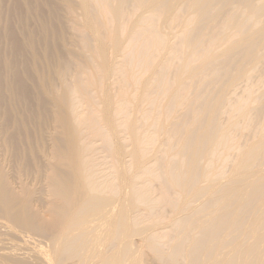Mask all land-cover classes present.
<instances>
[{"label": "bare ground", "instance_id": "bare-ground-1", "mask_svg": "<svg viewBox=\"0 0 264 264\" xmlns=\"http://www.w3.org/2000/svg\"><path fill=\"white\" fill-rule=\"evenodd\" d=\"M24 1L28 2L17 0L16 5ZM37 1L29 0L32 8L27 5L30 11L24 17L17 11L21 18L17 27L25 38L11 20L5 27L0 25V43L11 41L9 56L0 53V128L14 121L9 142L17 148L34 145L31 125H26L30 119L18 111L23 104L35 110L34 121L41 132L50 124L56 154L49 156L58 163L49 167L55 172L54 177L49 175V192L55 190L53 198L56 194L62 202L55 204L62 213L56 211L61 227L54 233L45 230L37 219L39 212L32 209L37 191L29 185L23 197L15 194L0 163L2 225L5 220L20 233H48L49 246L32 244L41 261L37 264L69 260L77 264L75 259L78 264H148L138 253L134 236L144 239L156 255L154 260L163 264H264V0H80V16L73 15L69 0L57 7L41 0L47 15H39L41 19ZM5 3L3 7L0 3L1 14ZM58 8L68 10L71 25L65 23L70 30L84 29L89 37L82 41L71 37L72 31L56 14ZM138 12L136 22L128 26ZM185 14H189L184 22L187 29L170 44L162 28L172 26L176 15ZM31 19L35 31L28 27ZM128 28L132 34L127 37ZM16 31L24 40H18ZM73 45L83 51L90 48V54L75 52ZM164 48L169 52L166 64L145 66ZM25 51L33 65L23 67L20 60ZM115 53L121 54L122 62L110 59ZM16 54L21 68L17 58H10ZM72 62L77 63L75 68ZM252 64L260 75L251 74ZM143 68L152 72L141 83L147 73ZM80 74L85 79H77ZM69 75L71 84L66 83ZM242 82V94L232 97ZM79 104L87 108L80 111ZM135 114L140 116L133 119ZM87 120L116 162L110 174L97 173L90 160L93 151L87 140L92 132L87 131ZM123 139L131 148L123 145ZM12 145L10 151L15 150ZM22 153L14 154L15 159ZM165 209L170 215H165ZM151 218H158V223L149 224ZM2 238L5 243L8 237ZM23 240L20 246L29 244ZM15 249L25 252V248ZM6 250L2 252L7 254L0 253L3 264H30Z\"/></svg>", "mask_w": 264, "mask_h": 264}, {"label": "rangeland", "instance_id": "rangeland-1", "mask_svg": "<svg viewBox=\"0 0 264 264\" xmlns=\"http://www.w3.org/2000/svg\"><path fill=\"white\" fill-rule=\"evenodd\" d=\"M3 1L4 0H0V3L2 4L3 3ZM6 1V3L5 4H7L8 2H14V3H12V5H10L11 3H8V5H6L5 6V4H4V10H7L6 11V13H5V11L3 10V12H4V14L5 15H3V12H2V14L0 13V20H2V21H0V25H2V27H5V24L8 22L7 20H11L12 21V24H11V22L9 23V24H11V26L12 27H14L13 25L15 24L16 25V27H17V24H20V23H18V21H17V19L19 20V19H21V18H19L20 16H19V12L21 11V13H22V16L21 17H24L23 15L24 14H27L28 13V11H30V9L29 8H32L31 7V2H30V5L28 4V2H29V0H27L28 2H26V1H24V3L22 4L21 2V5L20 6H17V5H19L18 4V2H17V0H5ZM8 1V2H7ZM32 1V0H31ZM46 1V0H45ZM49 2H47V3H51V4H54L55 6L57 5V6H59V5H62L63 3H64V0H48ZM70 2H71V4H72V8H73V15H76V14H79V16L82 14V10H81V8L78 6V4L80 3V0H69ZM25 2H26V4H25ZM37 2H39V0L37 1ZM41 2V3H40ZM40 2L38 3V4H40V8H39V10L37 9V12L39 11V14H38V16L40 15H42V17H45V16H47V15H43V14H45V12L43 11V8H46L45 6H44V0H43V2L40 0ZM17 4V5H16ZM51 4H49L50 6H51ZM59 4V5H58ZM26 5V6H25ZM27 5H29V6H27ZM43 5V6H42ZM10 8H9V7ZM20 7L21 8V6H22V8H21V10H19V9H16L17 7ZM25 6V7H24ZM42 6V7H41ZM53 6V5H52ZM51 6V7H52ZM56 6V7H57ZM2 7H3V4H2ZM27 7H29L28 9H27ZM54 7V6H53ZM7 8V9H6ZM16 9V10H13V9ZM40 9L43 11V13H41L40 14ZM44 10H46V9H44ZM13 11V12H12ZM15 11H16V13H18V15H16V13H15ZM17 11H19V12H17ZM41 11V12H42ZM12 13V14H11ZM14 13H15V15H14ZM20 13V14H21ZM141 12H138L137 14H135L134 16H132L128 21H127V25L129 26V25H131V24H133V23H135L136 22V20L138 19V16H139V14H140ZM57 14V16L59 17V18H61V20H62V22H63V24H64V26L66 27V29H69L68 31L70 32V31H72V32H70V36L72 37V36H74L73 38H76L77 37V39H79L80 41H82V40H84V39H86V38H88L89 36H88V32L86 31V30H84V29H80V30H70L71 29V27L69 28V26L71 25V23H68L67 21H70L69 20V14H68V10L67 9H65V8H62V9H59L58 8V12L56 13ZM14 16V20L12 19V17ZM188 15L189 14H185L184 16H178V15H176L174 18H173V20H172V26H170L169 28H162V30L164 31V33L166 34V36H165V34H164V36H165V39H166V37H167V39L170 41V44H173V42H174V37H175V35H177V34H180V33H182L183 31H185L186 29H187V27L185 26V24H184V22L186 21V19H187V17H188ZM8 16V17H7ZM36 17H37V15H35ZM35 16H34V19H35ZM39 16V18L41 19L42 17H40ZM18 17V18H17ZM62 18H64V19H62ZM5 20V21H4ZM17 21V22H16ZM77 21L78 22H80L81 20H80V17L77 19ZM30 24H28V27L30 28V29H32L33 31H35L36 30V28H37V26L35 25V22H34V20L33 19H31L30 21H28ZM68 23V24H70V25H68V26H66L67 24L66 23ZM7 23V24H8ZM14 23V24H13ZM4 25V26H3ZM30 25H35V26H30ZM16 27H14L15 28V30L17 29V31H19L20 29H18V27L16 28ZM32 27V28H31ZM35 28V29H34ZM159 29H160V27H157V30L159 31ZM17 31H16V36H17ZM20 32V31H19ZM18 32V34H22L23 32H22V30H21V32L19 33ZM21 34L19 35V36H21ZM132 34V31H130V29L128 28V30L126 31V36L128 37V36H130ZM38 35L39 34H36V40H37V37H38ZM19 36H17V38H18V40L19 41H21V40H24L22 37H24V34H22V37H19ZM25 38V37H24ZM82 38V39H81ZM7 40H8V38H7ZM5 44V46L7 45V44H9V43H11V41H10V39L8 40V41H3L2 43H0V46L2 45V47H1V50H3L2 52L0 51V53H3L4 51V53H3V56H5V53H6V55L7 56H9V53H10V49L8 48V47H10V45L11 44H9V45H7V49H5L4 48V44ZM55 47H57V46H55ZM59 48V47H58ZM71 49H73L75 52H80V53H82L84 56H85V54L87 55V54H90L89 52H88V50L90 49V48H86V49H84V51H83V49L82 48H80V47H77V45L76 46H71ZM9 51L8 53H7V51ZM126 50H128V48H126ZM111 54H112V52H113V50H110L109 51ZM28 53V52H27ZM24 54H26V51L25 52H23V57H22V59H21V57H19L17 54V57H15V55H11L10 56V58L12 59V57L14 58V59H12V61L13 60H16V58H17V60H16V63H17V66H18V68H21V67H19V65H21V64H19L20 63V61L21 62H24L25 63V65H23V67H27V66H30L32 63H33V60H32V58L31 57H29V56H31V55H29V56H27L26 55V57L24 56ZM29 54V53H28ZM95 54V53H94ZM2 55V54H1ZM121 56V54L120 53H115V54H113L112 56H111V60L112 61H121L122 62V60H123V57L122 58H120L119 59V57ZM157 56V57H156ZM18 57H19V59H21L20 61H19V59H18ZM169 57V52H168V50H167V48H164L163 50H161L159 53H157L155 56H154V59H153V63H151L150 62V60H148V61H146V63H145V66H147V67H152V66H161V65H163V64H166L167 63V58ZM28 59L30 60V61H28ZM24 60V61H23ZM31 60H32V62H31ZM26 61V62H25ZM28 61V62H27ZM78 61V60H77ZM29 63H31V64H29ZM76 62H74V64H75ZM79 63V62H78ZM99 63V62H98ZM27 64H29V65H27ZM73 64V62H72V65H73V67L77 64H75L74 65ZM33 65V64H32ZM79 65V64H78ZM250 67H252V71H251V74H253V75H255V76H258V75H260L261 74V71L260 70H258L253 64L250 66ZM264 67V66H263ZM75 68V67H74ZM126 68V67H125ZM127 69V68H126ZM144 69V68H143ZM72 70H74V69H71V71H69L70 72V75L73 77V76H75V75H73L72 74ZM144 72H147L144 76H143V78H142V81H141V83L142 82H145V81H147L149 78H148V76L150 75V73L152 72V70H151V68L150 69H144ZM150 72V73H149ZM68 76V81L66 82L67 84H71L72 82H74V81H72V78H71V76ZM85 75L84 74H80L78 77H77V79H85ZM10 77L6 80V83H5V87H6V85L8 84V80H9V82H10ZM59 80L61 81V77L59 78ZM113 80H114V78H113ZM29 81H31V80H29ZM139 82V81H138ZM30 83H32V85H34V83H33V80H32V82H30ZM32 85H31V87H32ZM245 86V83H240V85H239V87L235 90V92H234V94L232 95V97H234L236 94H242V92H243V87ZM2 89H4V85L2 84ZM35 86H33L32 87V89L30 88V90H34L35 88H34ZM259 93V91H257V89H256V93L254 94L255 96L257 95ZM3 95H4V93H3ZM236 97V96H235ZM80 100V99H79ZM80 102H82V101H80ZM82 104V103H81ZM81 104H79V106H82V107H80L79 109H80V111H82L83 109H85L84 107H86L87 108V106L85 105H81ZM84 104V103H83ZM24 105L25 104H23L21 107L20 106H17L18 107V111H20V113L19 114H22V115H24L23 117L25 118V120H26V118H29L30 120H28V121H26V125L27 124H29V126L31 125V127L29 128L30 130V133H31V135L30 136H32V138L33 139H36L35 141H34V145H25V146H22V147H18L19 149H21L22 151H20L13 143V145L10 143V142H12L11 140H9L10 139V134L13 132V131H15V128H13V127H15L14 125V121L13 122H5L4 123V125H2L1 127L2 128H0V163H1V167H2V169L4 170V172H5V174L7 175V177H8V179H9V182H10V184L12 185L13 184V186H12V189H13V191L15 192V194H19V195H21L22 197L27 193V190H28V188H27V186H29L30 185V188L29 189H33V190H35V191H37L36 192V194L34 195L35 196V198L36 199H34V202L32 203L33 205H34V207L32 206V204L30 205V207L32 206V209H34L37 213L39 212V216H38V221H40V222H43L42 224H43V226H45L46 227V231L48 232V233H54V232H56V231H58L59 230V228L61 227V225L59 224V223H61V222H59V219H60V216H58L57 214H56V211L57 212H59L60 213V208L59 207H57L56 205H57V203H59V204H61L62 202L61 201H59V198L57 197V198H55L56 197V194H54V198H53V193L55 192V190L54 191H52L53 193L51 194L50 192H51V190H52V187L51 186H49L50 185V180H51V177H54L53 175H55V172H54V170L52 169V168H49L50 166H52L51 164L52 163H54V164H56V163H58V161H57V159L56 158H51V156H52V154L54 155V154H56L55 153V149H54V147L52 146L53 145V140H52V138L50 137L51 136V133H52V131L50 130L51 129V127L49 128V125L47 124V126L45 125V128L44 129H42V130H46V129H48V130H46L45 132L44 131H40L41 130V126L39 125V124H37L35 121H34V119H36V118H34L35 117V110H33V108H32V110H31V105H27L26 107H24ZM144 106L146 107V108H151L150 106H148V104L147 103H144ZM23 107L24 108H26V109H23ZM28 107H30L29 109L32 111H30L29 109H28V111H30L29 113L30 114H28V112L26 111L27 110V108ZM89 107V106H88ZM22 109V110H21ZM23 110H24V112H23ZM26 111V112H25ZM26 113H27V115H26ZM34 114V115H33ZM0 115H1V117H3V113L2 112H0ZM30 115V116H29ZM28 116V117H27ZM31 116H32V118H31ZM138 116H140V114H135V115H132V118L133 119H136ZM224 117L222 118L223 119V121L226 119V115H223ZM225 118V119H224ZM33 119V120H32ZM5 121V119H3V122ZM14 124V125H10V124ZM37 124V126H36V124ZM86 123H87V125L89 126L88 127V129H87V131L88 132H92L93 131V128H92V125H90L91 123L87 120L86 121ZM6 124V125H5ZM34 124H35V126H36V128H34L35 126H34ZM8 125V126H7ZM10 125V126H9ZM17 127L19 126V125H16ZM34 126V127H33ZM39 126H40V129H39ZM5 127V128H4ZM9 127V129L7 130V128ZM11 127V128H10ZM4 128V129H3ZM3 129V130H2ZM6 130V131H5ZM62 130L61 129H59V132H61ZM50 133V134H49ZM57 133V131L55 130V131H53V135H55ZM62 133V132H61ZM123 136H125L124 134H123ZM9 138V139H8ZM123 138H125V137H123ZM132 139V138H131ZM131 139H129L131 142H132V140ZM38 140V141H37ZM124 141L122 142L123 143V145L127 148V149H129V148H131V145H130V142L128 143L127 141L128 140H126L125 141V139H123ZM10 141V142H9ZM87 141H89V142H91V148H92V153H93V155H91V158H90V160H91V162H94V164H96V170H97V173H99L100 175H107L108 173L110 174L111 172H112V167H113V165H115L116 164V162L114 161V159L111 157V156H109V153H107V149H106V143H105V141H103L102 140V138L97 134V133H94V132H92V133H90V135H89V138H88V140ZM11 145L14 147V151H15V153H12L11 151H13V149H11V151H10V148H11ZM20 145V144H19ZM159 141H158V143L156 144V146H155V148L154 149H158V147H159ZM12 147V148H13ZM33 147V148H32ZM22 153V155H20L19 156V158L18 159H15V156H16V153H17V156L19 155V154H21L19 151ZM13 151V152H14ZM13 155H12V154ZM19 153V154H18ZM154 153V152H153ZM14 154H15V156H14ZM48 154V155H47ZM11 155V156H10ZM49 155H51V156H49ZM13 156V157H12ZM24 156V157H23ZM55 156V155H54ZM21 157H23L22 159L24 160H22L23 161V163H21L22 164V167H21V164H20V162H22V161H20V158ZM49 157V159H51L50 161H49V159H47ZM12 158H13V160H12ZM28 161H27V160ZM37 160V164H36V160ZM54 159L56 160V162L54 161ZM34 160V161H33ZM13 161H16V162H13ZM19 161V162H18ZM44 161V162H43ZM125 161H127L128 163L130 162V158L129 157H125ZM26 162V163H25ZM28 162L30 163L31 162V164H28ZM34 164H33V163ZM40 162V163H39ZM46 162V163H45ZM48 162H50V163H48ZM52 162V163H51ZM15 163V164H14ZM19 163V165L17 166V164ZM25 164H26V166L27 167H25ZM29 166H28V165ZM33 164V166H31ZM37 165V166H35L34 167V165ZM39 164V165H38ZM40 164H42V165H40ZM149 165H151V163L149 164ZM31 166V167H30ZM40 168H39V167ZM34 167V168H33ZM37 167H38V170H37ZM101 167V168H100ZM23 168V169H22ZM30 170H29V169ZM41 168L43 169H45L46 170V173H45V170L43 171V170H41ZM102 168L105 170V171H103L102 170ZM20 169H22V170H20ZM34 169V170H33ZM49 169H51V170H49ZM101 169V170H100ZM18 170V171H17ZM23 170H24V172L26 173H24L23 172ZM31 170H33V171H31ZM36 170H37V172H39V171H43L44 173H41V172H39V173H37L36 172ZM49 170V171H48ZM52 170H53V173H48V172H52ZM30 173V176H29V173ZM102 171V172H101ZM22 172V173H21ZM28 173V174H27ZM33 173H35V174H33ZM39 174V175H38ZM43 174H45L44 175V178L43 177H40L41 175ZM48 174V175H47ZM98 174V175H99ZM34 175H36V176H34ZM42 175V176H43ZM47 175V176H46ZM49 175H51V177L49 176ZM32 176H33V178H32ZM25 177V178H24ZM26 177H28V178H26ZM39 177V178H38ZM50 178V179H47V178ZM22 178H23V180H22ZM38 178V179H37ZM41 178V179H40ZM45 180H49L48 182L47 181H45ZM224 180H226V179H224ZM43 181V182H42ZM22 182H23V184H24V182H25V184L23 185L22 184ZM42 182V183H41ZM46 183V184H45ZM23 185V186H22ZM23 188H22V187ZM44 186L46 187V188H44ZM49 186V187H48ZM14 187H15V189H14ZM20 187H21V189L23 190H21L20 189ZM25 188H26V190H25ZM43 189V190H42ZM51 189V190H50ZM20 190V191H19ZM19 191V192H18ZM29 191H31V190H29ZM38 191H39V193H38ZM44 191V192H43ZM50 191V192H49ZM26 192V193H25ZM42 192V193H41ZM46 192V193H45ZM24 193V194H23ZM41 194V195H40ZM44 194V195H43ZM18 195V196H19ZM39 195V196H38ZM20 196V197H21ZM42 198V200H41V198ZM39 198V199H38ZM48 198L50 199V200H48ZM54 199H55V201H54ZM40 200H41V202H40ZM45 200V201H44ZM52 200H53V202H52ZM50 201H51V203H50ZM59 201V202H58ZM36 202V203H35ZM47 202V203H46ZM55 202V203H54ZM35 203V204H34ZM37 203H39V204H37ZM56 206H54V205ZM35 205H37V206H35ZM42 205V206H41ZM46 205H48V206H51L50 208H46V207H48V206H46ZM41 206V207H40ZM46 206V207H45ZM44 208V209H43ZM51 208H53L52 209V211L50 210ZM58 208V209H57ZM170 209L169 207H167L166 206V209ZM49 211H48V210ZM165 209V211H166V213H165V215L167 214V210ZM47 210V211H46ZM53 210H54V213H53ZM43 212H46V214L45 213H43ZM53 214H52V213ZM41 213H42V215H41ZM50 213V214H49ZM170 212L168 211V214L167 215H170L169 214ZM45 214V215H44ZM60 214H62V213H60ZM47 215V216H46ZM51 215V216H50ZM54 215H55V217L57 218H55L54 217ZM45 217V218H44ZM171 217H172V215H171ZM1 218V217H0ZM47 218V219H46ZM4 219V218H3ZM3 219H0V253L2 252V251H5L6 250V248H7V250H10V251H8V252H10V253H13L14 254V256H16L17 257V255H18V260H24V258H25V260L24 261H27V262H29L30 264H37L39 261H40V259L38 260V258L36 257V254H34V250L31 248L34 244H35V247L38 245V244H40L41 246H45V247H47V245L49 246V243H50V240H49V236H48V233L46 232H35V233H33V235L35 236H33V235H31L32 234V232H26V231H22L21 233H20V231L18 230V229H16L12 224V226L11 227H13V228H15V229H13V231H12V229H11V227L10 226H8L5 222H7L8 223V221H5L4 220V225H2V223L1 222H3ZM36 219V220H37ZM45 219V220H44ZM56 221H55V220ZM169 220V218H167L166 219V221H168ZM48 222V223H46V222ZM57 221H58V223H57ZM158 221H159V219L158 218H151L150 219V221L148 222L149 224H157L158 223ZM52 222V223H51ZM56 222V223H55ZM10 224V223H9ZM46 224V225H45ZM51 224V225H50ZM54 225V227H53V225ZM57 224H59V225H57ZM5 225H7L8 227H6ZM50 225V226H49ZM162 225V224H161ZM165 225V223L163 224V226ZM47 226H48V229H47ZM1 227H6V229H8V231L4 228V230H3V228L1 229ZM44 227V228H45ZM52 228V230H51V228ZM160 227L161 226H159V230H160ZM166 227V225L163 227V228H165ZM10 228V229H9ZM54 228V229H53ZM57 230H56V229ZM155 229V227H153L152 228V230H154ZM16 231V233H14L15 231ZM55 230V231H54ZM161 230H162V227H161ZM169 231L170 230V227L168 228V229H164L163 231ZM10 231V232H9ZM13 233H12V232ZM7 232V234H5V233ZM10 234H9V233ZM24 232V233H23ZM4 233V234H3ZM18 233V235H16ZM26 233V234H25ZM30 233V234H29ZM152 233H155V234H157V232H152ZM23 234V235H22ZM28 234V235H27ZM42 234V235H41ZM2 235H4V236H2ZM11 237H10V236ZM20 235V236H19ZM30 235H31V237L32 238H30ZM6 236V237H5ZM16 237L15 239H14V237ZM21 236H22V239H20L21 238ZM24 236V237H23ZM27 236V237H26ZM29 236V237H28ZM37 236V237H36ZM43 236V237H42ZM2 237H4L6 240H5V243H6V245H5V247H4V239L2 238ZM20 237V238H19ZM45 237V238H44ZM12 238V239H11ZM25 238V239H24ZM29 240H27V239ZM30 238V239H29ZM38 238V239H37ZM11 239V240H10ZM27 240L28 242H29V244H26L25 242H23V246H20L21 245V241L22 240ZM34 239V240H33ZM36 239V240H35ZM19 240H20V243H19ZM23 240V241H24ZM33 240V242H30V241H32ZM144 240V239H143ZM142 240V238L141 237H139V236H134V238H133V241H134V243L138 246L137 248H138V253H141L142 254V259L143 260H145V259H147V263L148 264H163V262H161V261H159V260H154V257L156 256L155 254H154V252L153 251H151L150 249H148V247L146 246V244H145V241H143ZM2 241V242H1ZM9 243V241H10V243L12 244H8L7 245V242ZM37 241V242H36ZM42 241H44V243L42 242ZM47 241H48V243H47ZM15 242V243H14ZM19 243L18 245V247H17V243ZM35 242V243H34ZM3 243V244H2ZM34 243V244H33ZM38 243V244H37ZM43 243V244H42ZM26 244V245H25ZM33 244V245H32ZM37 244V245H36ZM3 245V246H2ZM14 245H16V246H14ZM31 245V246H30ZM11 246H12V248H11ZM28 248H27V247ZM15 247L18 249V250H20V249H24L25 248V252L23 253V250H20V251H22V252H20V251H16V249H15ZM34 247V246H33ZM4 248H5V250H4ZM11 248V249H10ZM47 249H50L49 247L47 248ZM6 250V251H7ZM12 250V251H11ZM14 250V251H13ZM28 251V253H27V251ZM31 250H33V253L31 252ZM16 251V252H15ZM18 253V254H17ZM25 253H26V255H25ZM4 254H7V252H2V255H4ZM17 254V255H16ZM31 254V255H30ZM22 255H24V256H22ZM35 255V256H34ZM13 256V258H15V260H17V258L16 257H14ZM21 256H22V258H21ZM31 256V258H29ZM20 257V258H19ZM32 258H34L35 260H36V263H31V262H35L34 261V259H32ZM1 259V258H0ZM31 262H30V261ZM73 261V260H72ZM70 262V260L69 261H67V262H70V263H75L74 261L73 262ZM75 261H76V263L78 264L79 263V261H77V259H75ZM67 262H64V264H66ZM0 263H2V262H0ZM40 263H41V261H40ZM39 263V264H40ZM70 263H67V264H70ZM3 264V263H2ZM42 264H45L44 263V261H43V263ZM53 264V263H52ZM61 264H63V262L61 263Z\"/></svg>", "mask_w": 264, "mask_h": 264}]
</instances>
